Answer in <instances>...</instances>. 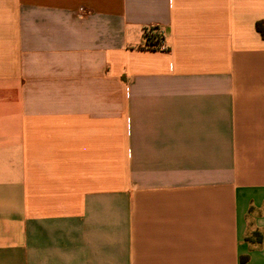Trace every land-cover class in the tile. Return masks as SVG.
<instances>
[{"label": "crops", "instance_id": "obj_1", "mask_svg": "<svg viewBox=\"0 0 264 264\" xmlns=\"http://www.w3.org/2000/svg\"><path fill=\"white\" fill-rule=\"evenodd\" d=\"M257 22L264 0H0V264H264Z\"/></svg>", "mask_w": 264, "mask_h": 264}, {"label": "trees", "instance_id": "obj_2", "mask_svg": "<svg viewBox=\"0 0 264 264\" xmlns=\"http://www.w3.org/2000/svg\"><path fill=\"white\" fill-rule=\"evenodd\" d=\"M256 30L260 33V35L264 38V24L261 22H257L255 24ZM261 240V234L258 233V242H260ZM246 257H242L241 261H245Z\"/></svg>", "mask_w": 264, "mask_h": 264}, {"label": "built area", "instance_id": "obj_3", "mask_svg": "<svg viewBox=\"0 0 264 264\" xmlns=\"http://www.w3.org/2000/svg\"><path fill=\"white\" fill-rule=\"evenodd\" d=\"M162 48H164V46Z\"/></svg>", "mask_w": 264, "mask_h": 264}]
</instances>
